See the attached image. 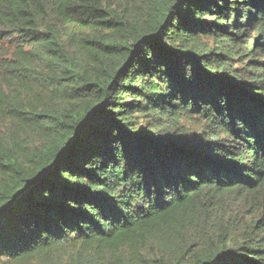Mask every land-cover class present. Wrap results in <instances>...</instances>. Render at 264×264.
<instances>
[{
	"label": "trees",
	"instance_id": "1",
	"mask_svg": "<svg viewBox=\"0 0 264 264\" xmlns=\"http://www.w3.org/2000/svg\"><path fill=\"white\" fill-rule=\"evenodd\" d=\"M142 1L0 0L40 75L0 91L33 134L0 138V264H264V0Z\"/></svg>",
	"mask_w": 264,
	"mask_h": 264
},
{
	"label": "rangeland",
	"instance_id": "2",
	"mask_svg": "<svg viewBox=\"0 0 264 264\" xmlns=\"http://www.w3.org/2000/svg\"><path fill=\"white\" fill-rule=\"evenodd\" d=\"M107 2L110 7L121 5V8H123L122 13L124 14L125 18H127V20L131 23H135L138 18L142 17V12L144 11L143 5H145L142 0H107ZM51 20L54 21L55 17L52 16ZM55 26H59V24ZM66 28H68V31H65ZM73 28H75L76 31L79 30L78 27H74V25H69L64 29L62 28V30L59 32L62 34L64 46L68 48L73 55L77 56L79 60L84 61L86 56L79 50L78 46L80 44H78L77 42V36L83 37L85 31L81 33H75L73 36L70 33V30H72ZM1 34H5V32L1 30L0 36ZM103 34L105 35L107 34V32ZM36 46L37 44L30 43L27 45L26 50H33L36 48ZM37 54L38 55L36 56L34 55L33 60L30 62V68H36L37 70L44 73L48 72L52 68L51 64L49 63V60L41 57L39 53ZM110 60L112 62H116L113 58ZM26 70L27 67L25 69V64H23L20 60H17V57L15 55V46L13 45V42L2 41L0 39V91L4 90L3 99L6 101L5 104H7L8 108L11 107L14 109L16 107L15 105H9L10 101L13 102L12 96L14 95V91L12 88L13 82L15 81L16 77H21L25 82V85L23 87L24 92L20 93V99L24 98L26 102H29V100L32 99L37 103V93L40 92V89L38 87L40 75L32 71L31 75L27 76L25 73ZM22 123L23 122L19 117L11 115L10 111H8V113L4 111L0 115V138L3 136V134H5L7 137L17 136V138L21 142L24 140V138H26L27 135L33 136L32 133L29 134L28 128L24 127ZM180 124L189 125L190 123L184 120L180 122ZM192 128L196 129V126ZM33 139L35 143L38 142L37 137H33ZM244 204L245 202H241L240 199L233 200L228 203V205H230L228 210L233 211L235 220H237L235 226L231 228L233 232H238L240 227L245 225L251 219V215L250 213H248L249 203H247L246 205Z\"/></svg>",
	"mask_w": 264,
	"mask_h": 264
}]
</instances>
